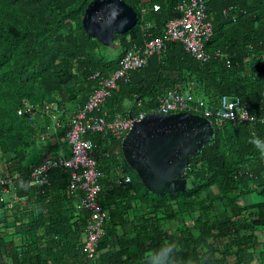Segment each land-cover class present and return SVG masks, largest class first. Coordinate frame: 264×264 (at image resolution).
Masks as SVG:
<instances>
[{
    "label": "trees",
    "instance_id": "16d2710c",
    "mask_svg": "<svg viewBox=\"0 0 264 264\" xmlns=\"http://www.w3.org/2000/svg\"><path fill=\"white\" fill-rule=\"evenodd\" d=\"M124 1L136 22L105 45L82 26L89 0H0L1 175L26 179L35 164L31 153L45 126L38 128L36 110L17 112L24 101L60 108L83 102L97 85L89 77L94 70L108 74L126 48L161 35L188 2ZM202 1L212 27L208 58L200 61L179 41H167L160 55L119 79L95 111L134 115L169 88L204 98L214 134L189 155L185 189L150 192L134 169H124L121 137L88 130L83 136L94 143L105 173L97 198L109 214L95 261L82 255L88 209L67 188L69 170L53 167L42 186L17 183L18 199L7 207L0 193V264H156L153 253L144 254L165 242L179 245L171 264H264V155L250 143L264 140L258 119L264 117V0ZM223 94L238 96L257 119L218 122ZM61 127L65 133L67 125ZM117 170L129 181L116 183Z\"/></svg>",
    "mask_w": 264,
    "mask_h": 264
},
{
    "label": "built area",
    "instance_id": "2783aa9c",
    "mask_svg": "<svg viewBox=\"0 0 264 264\" xmlns=\"http://www.w3.org/2000/svg\"><path fill=\"white\" fill-rule=\"evenodd\" d=\"M183 10L180 16L169 18L164 26L162 34L146 39L142 45L132 44L126 48L118 60L117 66L108 74L100 70H94L90 78L96 80L94 87L87 98L77 104L68 118L65 139L69 145V154L62 152L54 156L45 155L41 161L32 166L26 179L12 178L11 176H0V193L4 198L9 194V202L6 207L15 202L18 196L15 193L17 183H25L27 186H42L47 182L48 172L53 167L69 170L67 188L75 193L79 207L87 208L89 212L88 222L85 227L82 255L84 259L95 261L96 243L98 236L103 232L104 222L108 218V210L99 202L97 196L101 190L100 179L105 176L104 171L97 167V157L93 154L94 143L91 139L84 137L86 131L99 132L101 135H112L122 137L134 121L141 119L147 112H172L189 110L207 117L211 113L206 100L194 91H181L177 89H166L158 97L156 104L148 109L139 110L136 114L123 115L114 113L109 115L105 110L96 113L100 105L116 87L117 81H126L128 73L133 68H139L147 63L151 54L160 55L166 49L167 41H179L183 48L194 58L205 61L208 58L204 49L205 42L212 34L209 21L204 19V4L202 0H188L181 5ZM158 4L153 5L157 9ZM140 103V102H139ZM36 102L24 101L23 107L18 113L36 110ZM45 111H56L57 106L53 103L43 107ZM218 122L228 119L232 122L254 121L256 116L249 112L247 105L238 96L223 94L220 98L218 108L215 112ZM31 115V113H30ZM208 118V117H207ZM209 119V118H208ZM258 119L262 122L264 117ZM55 127L60 126L59 119H53ZM115 182L129 181L128 175H121L117 170Z\"/></svg>",
    "mask_w": 264,
    "mask_h": 264
},
{
    "label": "water",
    "instance_id": "95a60500",
    "mask_svg": "<svg viewBox=\"0 0 264 264\" xmlns=\"http://www.w3.org/2000/svg\"><path fill=\"white\" fill-rule=\"evenodd\" d=\"M135 22L136 12L124 0H89L81 18L85 32L105 45ZM213 134L211 121L199 113L151 111L124 133L120 150L150 192L181 191L189 155L199 152Z\"/></svg>",
    "mask_w": 264,
    "mask_h": 264
},
{
    "label": "crops",
    "instance_id": "0c3cea01",
    "mask_svg": "<svg viewBox=\"0 0 264 264\" xmlns=\"http://www.w3.org/2000/svg\"><path fill=\"white\" fill-rule=\"evenodd\" d=\"M79 103H80L79 101H74V102H72V104H68V106L60 108L54 102V104L58 108V109H56V111H51V110L45 111L43 109V107H45V106L38 105V108H36V114L34 115L35 116L34 119L36 120V122H37L36 124L39 126L38 128H40V130L43 129L42 127L44 124H46V125L42 131H39L37 133L38 139L36 142L33 157H31L32 159H34L35 164L39 163L45 155L46 156L47 155L54 156V155L58 154L59 152H62L65 155L69 154V145L65 139V133H63L62 127H58L55 129V131L51 132V130L49 129L50 119H52V120L53 119H59L60 126L63 123H67L68 118L70 117L72 111L75 108H77V104H79ZM48 118H49V121H48ZM59 131H61V132H59ZM0 176H5V175L0 174ZM15 185H16L15 189H17L18 184H15ZM6 194H8V193H6ZM4 198L9 199L10 196H4ZM75 200L78 201L77 199H75ZM24 218H27V216H24ZM16 225L18 226V229H19L20 223H16ZM14 229L16 230L17 227ZM112 240H114V239L112 238ZM112 247H113V245H112Z\"/></svg>",
    "mask_w": 264,
    "mask_h": 264
},
{
    "label": "clouds",
    "instance_id": "9594fccd",
    "mask_svg": "<svg viewBox=\"0 0 264 264\" xmlns=\"http://www.w3.org/2000/svg\"><path fill=\"white\" fill-rule=\"evenodd\" d=\"M128 114L131 113L129 112ZM250 143H252L262 155H264V140L254 137ZM177 248H179V245H176L173 242H165L158 250L147 251L144 255L147 256L149 252H151L153 253V258L156 261V264H171L170 258L173 256L174 250Z\"/></svg>",
    "mask_w": 264,
    "mask_h": 264
},
{
    "label": "rangeland",
    "instance_id": "374dc122",
    "mask_svg": "<svg viewBox=\"0 0 264 264\" xmlns=\"http://www.w3.org/2000/svg\"><path fill=\"white\" fill-rule=\"evenodd\" d=\"M116 51V50H115ZM116 52H113V54H115ZM46 124H44V126H45ZM58 127H61V126H58ZM58 127H55L54 125H53V123H52V119H50V125H49V129L51 130V132H53V131H55V129L56 128H58ZM31 157H33V154L31 153ZM123 167H124V169H126V168H128V166H127V163L126 164H123ZM254 195V196H253ZM253 195H252V197H255V198H257V197H259L260 195H259V193H253ZM262 198H264V196H262Z\"/></svg>",
    "mask_w": 264,
    "mask_h": 264
}]
</instances>
